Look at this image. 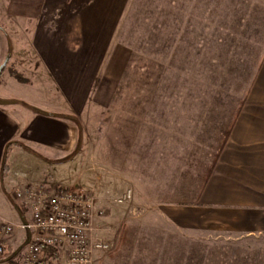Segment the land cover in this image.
Instances as JSON below:
<instances>
[{"label": "rangeland", "instance_id": "rangeland-1", "mask_svg": "<svg viewBox=\"0 0 264 264\" xmlns=\"http://www.w3.org/2000/svg\"><path fill=\"white\" fill-rule=\"evenodd\" d=\"M112 43L124 48L126 57L111 88L113 100L109 105L90 102L80 114L78 146L71 159L14 151L8 162L27 181L37 179L34 186L91 188L97 206L108 208L96 226L104 229L100 233L112 248L90 264H104V257L130 254L132 248L141 257L168 253L171 259L132 264H235L236 259L244 264L248 257L250 264H264L249 255V245L258 242L255 253L263 256L264 238L237 249L195 235L160 234L155 239L149 229L138 230L163 222L155 206L183 201L181 197L196 189V180L204 179L215 138L211 131L236 109L264 54V0H127ZM12 65L0 74L2 98L26 100L36 110L65 118V103L49 85L11 83ZM212 161L208 175L216 158ZM12 178L9 189L20 181ZM128 189L133 195L128 203H112ZM12 203L19 208V202ZM7 210L0 209V220L18 224V216L14 219ZM25 237L19 231L12 234L8 242L16 243L8 245V253L17 251Z\"/></svg>", "mask_w": 264, "mask_h": 264}, {"label": "crops", "instance_id": "crops-1", "mask_svg": "<svg viewBox=\"0 0 264 264\" xmlns=\"http://www.w3.org/2000/svg\"><path fill=\"white\" fill-rule=\"evenodd\" d=\"M126 2L0 0V39L7 45L0 40V66L8 57L6 65L12 62L13 70L25 79L19 82L9 74V81L27 86L49 85L50 92L65 103V118H58L52 112L36 110L37 106L26 100L2 98L0 94V209L11 211L14 219L18 216L19 221L23 220L25 212L20 205H13V189L34 186L37 179L32 178L31 183L24 174L19 175L13 162H8V155L25 151L35 158L42 155L54 160L74 155L80 114L90 102L109 105L113 100L111 88L126 57L125 49L113 47L112 42ZM251 78L241 91L243 97L236 109L227 112V121L211 131L215 134L210 146L212 154L206 156L211 157L210 166L216 158L211 173L208 175L211 167L207 165L204 179L196 180V189L186 199L185 195L181 197L183 201L155 206L163 222L138 226V230L149 229L155 239L160 234L169 237L179 233L186 238L195 235L207 238L210 244L237 249L264 238V54ZM12 175L20 181L9 189ZM139 236L141 233L136 235V242ZM15 243L9 241L8 245ZM256 244L261 243L250 244L252 251L248 254L255 255L254 262L260 258L264 262V251L261 257L255 253ZM151 259L171 262L168 253L141 257L134 248L130 254L106 256L103 262L132 264ZM250 261L248 257L244 264ZM238 262L241 261L236 259L235 264Z\"/></svg>", "mask_w": 264, "mask_h": 264}, {"label": "built area", "instance_id": "built-area-1", "mask_svg": "<svg viewBox=\"0 0 264 264\" xmlns=\"http://www.w3.org/2000/svg\"><path fill=\"white\" fill-rule=\"evenodd\" d=\"M132 196L130 189L125 190L112 203L124 205ZM12 197L24 209L25 218L15 225L0 220V257L9 248V237L18 231L26 235L19 264H90L97 255L112 248L100 233L104 229L96 226L105 210L97 206L98 199L91 188L23 185L13 189ZM45 249L53 250L57 256L49 257Z\"/></svg>", "mask_w": 264, "mask_h": 264}, {"label": "trees", "instance_id": "trees-1", "mask_svg": "<svg viewBox=\"0 0 264 264\" xmlns=\"http://www.w3.org/2000/svg\"><path fill=\"white\" fill-rule=\"evenodd\" d=\"M215 68H217V67H215ZM244 72L246 74V72H247L246 68H245ZM125 74H127V71L125 72ZM11 75L19 82H24L25 81L23 75H21L19 72L15 71V70L11 72ZM146 84L149 86L148 83H146ZM225 132H226V129H225ZM21 248H22V245H21V247H19V249L17 251H15L13 253H10V252L8 253V250H7L5 255L0 257V264H19V261H20V258H21V256H20ZM43 252H45V254H47L49 257L55 258L57 256V254L51 249H45V250H43ZM8 254H9V257H8L9 259H7ZM15 260H17V262H15ZM12 262H14V263H12Z\"/></svg>", "mask_w": 264, "mask_h": 264}, {"label": "water", "instance_id": "water-1", "mask_svg": "<svg viewBox=\"0 0 264 264\" xmlns=\"http://www.w3.org/2000/svg\"><path fill=\"white\" fill-rule=\"evenodd\" d=\"M7 61H8V57L5 58L3 64L0 66V72H1L2 68L6 65Z\"/></svg>", "mask_w": 264, "mask_h": 264}]
</instances>
